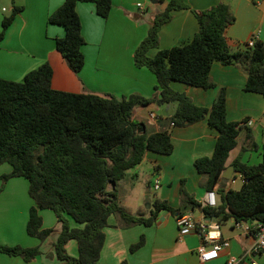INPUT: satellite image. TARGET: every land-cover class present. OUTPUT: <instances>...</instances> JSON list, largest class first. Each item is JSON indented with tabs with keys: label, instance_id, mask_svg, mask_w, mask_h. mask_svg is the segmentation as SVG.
Segmentation results:
<instances>
[{
	"label": "trees",
	"instance_id": "trees-1",
	"mask_svg": "<svg viewBox=\"0 0 264 264\" xmlns=\"http://www.w3.org/2000/svg\"><path fill=\"white\" fill-rule=\"evenodd\" d=\"M78 2L94 3L102 18L112 8V0H64L48 17L49 23L65 30L62 37L55 38V47L75 73L85 64L82 51L85 39L76 11ZM187 7L184 0H169L134 51L135 65L146 67L156 77V93L152 97L133 93L119 99L108 94L57 90L51 85L53 70L48 63L29 71L21 81L0 78V165L11 166L9 173L0 176V190L11 178L27 179L34 202L29 209L27 234L44 241L54 228L43 226L40 211H52L60 231L53 244L54 253L49 255H55L63 264H97L109 216H114L122 227L150 226L162 209L174 216L198 209L204 218L216 217L221 224L257 221L264 226V142L261 162L252 165L241 162L242 155L256 147L252 134L246 130L240 153L229 164L234 174L241 173L245 181L238 189L226 188L229 180L222 174L229 166L227 160L237 146L243 125L227 120L225 89L220 88L212 105L204 107L170 85L171 81H179L212 88L215 83L210 76L211 66L220 62L242 70L247 75L244 89L264 97V41L257 39L253 46L245 44L243 49L231 51L226 30L235 16L231 5L220 0L208 9L193 11L198 30L191 39L149 56L150 49L158 48L159 31L170 20L171 12ZM21 10L22 7L14 6L2 19L0 45ZM150 104L175 105L167 129L149 132L144 122L133 118L136 109ZM201 120H207L218 132L212 155L194 161L201 175V186L216 192L215 207L202 206L187 191L184 180L177 208L159 198L154 199L150 208L145 205L132 208L119 198L127 171L140 164L147 151L161 154L173 151L170 127H185ZM183 206H190L191 210L182 211ZM70 240L77 243V256L66 250ZM144 242L141 236L130 246V252ZM0 253L20 256L28 262L40 255L41 249L40 245L0 244ZM120 264L128 263L124 260Z\"/></svg>",
	"mask_w": 264,
	"mask_h": 264
},
{
	"label": "crops",
	"instance_id": "crops-1",
	"mask_svg": "<svg viewBox=\"0 0 264 264\" xmlns=\"http://www.w3.org/2000/svg\"><path fill=\"white\" fill-rule=\"evenodd\" d=\"M64 0H0V28L2 19L11 13L14 6L22 7L8 27L0 45V78L21 81L31 70L41 64H50L53 70L51 85L54 89L100 95H113L122 98L136 93L152 97L156 90L155 75L146 67L134 63V51L146 37L154 17L163 12L169 0H112V8L106 18L96 13L92 2H78L76 11L81 21V32L85 39L82 51L85 57L83 68L73 72L56 50L55 38L62 37V26L48 22L50 14ZM220 0H184L185 9L171 12V18L159 31V46L149 50L154 56L159 49H168L183 44L198 30L193 11H201L216 5ZM225 1V0H224ZM235 20L227 28L226 37L230 50L235 52L245 47L246 41L256 32L264 41V6L255 0H228ZM140 4V5H138ZM210 76L215 86L209 89L190 86L179 81H171V87L189 96L198 106L210 107L220 88L226 93V115L231 122H241L243 129L237 138V146L230 152L227 165L241 150L246 130L253 136L256 147L247 150L241 162L248 165L262 161L264 142V97L244 89L247 75L233 65L214 62ZM155 104L139 107L134 119L146 124L149 132L168 128V118L175 105L167 104L156 109ZM153 116H150V115ZM159 117V118H157ZM173 151L161 154L147 151L144 159L132 173L126 174V181L120 190L119 198L128 206L123 194L129 182L138 177L143 163L153 168L152 173L160 180L159 188L152 187L142 193V201L151 207L155 198L163 199L177 208L181 204L180 187L184 180L187 191L202 202L207 190L201 186V175L194 161L203 156H211L218 132L211 128L207 120H201L185 127L169 128ZM11 171L8 163L0 165V176ZM234 174V172H232ZM226 182V188L230 187ZM28 181L23 177L9 179L0 190V244L33 247L40 245L41 254L31 261L20 256L0 253V264H63L54 253L53 244L59 234L60 224L54 213L41 210L44 227L54 231L42 242L27 234L26 225L33 200L28 192ZM232 188V187H231ZM140 205L131 206L137 208ZM147 208V207H146ZM189 211L196 219L203 217L198 210ZM104 228L105 241L97 264H226L230 255L243 257L256 242L254 231L248 233L235 228L231 222L219 223L222 239H228L230 246L222 249L218 257L202 262L197 249L203 240L195 230L182 231L176 224L175 216L166 209L160 210L155 222L146 226L137 224L129 227L118 225L114 216H109ZM72 225L76 223L72 222ZM143 236V246L130 252V246ZM67 252L77 256L75 240L66 244ZM252 258V257H250ZM249 258V259H250ZM259 264H264V249L253 255ZM248 258H245L247 261Z\"/></svg>",
	"mask_w": 264,
	"mask_h": 264
},
{
	"label": "built area",
	"instance_id": "built-area-1",
	"mask_svg": "<svg viewBox=\"0 0 264 264\" xmlns=\"http://www.w3.org/2000/svg\"><path fill=\"white\" fill-rule=\"evenodd\" d=\"M255 3L264 6V0H255ZM140 5V4H138ZM258 38V32L254 33L247 41L246 46H253ZM150 116H153L152 114ZM244 182L245 179L241 173H235L228 179L234 183L237 179ZM160 180L158 177L154 179L153 187L159 188ZM202 206L215 207L217 205V195L214 190L206 191L204 198L201 202ZM176 224L182 231L195 230L203 240V243L197 249L198 256L202 262L211 261L218 257L222 249L230 246L228 239H222L220 234L219 224L212 219L208 220L204 217L196 219L189 212L175 216ZM233 226L248 233L254 231L256 242L247 250L243 257L230 255L227 257L226 264H259L253 255L259 254L264 249V226L257 221L251 223L235 222ZM252 257V258H250ZM245 258H248L245 261ZM250 258V259H249Z\"/></svg>",
	"mask_w": 264,
	"mask_h": 264
},
{
	"label": "rangeland",
	"instance_id": "rangeland-1",
	"mask_svg": "<svg viewBox=\"0 0 264 264\" xmlns=\"http://www.w3.org/2000/svg\"><path fill=\"white\" fill-rule=\"evenodd\" d=\"M228 1V0H225ZM0 9H1V5H0ZM10 14V13H9ZM156 109L159 108V106H155ZM153 168L148 165V163H143L138 177L135 181L129 182L123 191V194L127 195L126 200L127 203L131 206H136L137 204H139V202L141 204H145V206L147 205V203L143 202L141 199V195L142 193H144L147 190H150L153 187V183H154V179H155V175L152 173ZM132 173V169L128 170V174L130 175ZM242 182L241 180L238 178L234 183H230V187L234 188V189H238L241 186ZM197 213V210H193ZM48 213L52 212L50 210H47Z\"/></svg>",
	"mask_w": 264,
	"mask_h": 264
},
{
	"label": "water",
	"instance_id": "water-1",
	"mask_svg": "<svg viewBox=\"0 0 264 264\" xmlns=\"http://www.w3.org/2000/svg\"><path fill=\"white\" fill-rule=\"evenodd\" d=\"M232 172H233V166H232V165H229V166L225 169V171L223 172L222 176H223L224 178H226V179H229V178L231 177V175H232ZM146 207L148 208L149 206L146 205ZM181 210H182V211H189V210H191V207H190V206H183V207H181ZM208 220H210V219H208ZM212 220H213V221H216V217H214Z\"/></svg>",
	"mask_w": 264,
	"mask_h": 264
}]
</instances>
